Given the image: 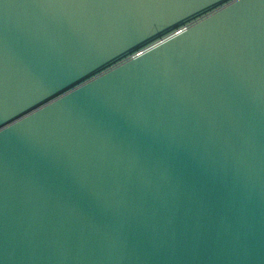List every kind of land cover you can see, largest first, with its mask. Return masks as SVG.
<instances>
[{
  "label": "water",
  "instance_id": "1",
  "mask_svg": "<svg viewBox=\"0 0 264 264\" xmlns=\"http://www.w3.org/2000/svg\"><path fill=\"white\" fill-rule=\"evenodd\" d=\"M0 264H264V0H0Z\"/></svg>",
  "mask_w": 264,
  "mask_h": 264
}]
</instances>
